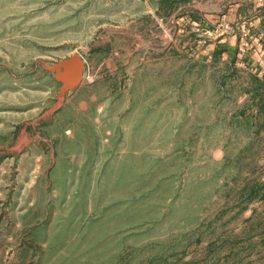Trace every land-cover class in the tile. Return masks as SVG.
<instances>
[{"label": "rangeland", "instance_id": "obj_1", "mask_svg": "<svg viewBox=\"0 0 264 264\" xmlns=\"http://www.w3.org/2000/svg\"><path fill=\"white\" fill-rule=\"evenodd\" d=\"M154 6L0 0V264H264V80Z\"/></svg>", "mask_w": 264, "mask_h": 264}, {"label": "crops", "instance_id": "obj_2", "mask_svg": "<svg viewBox=\"0 0 264 264\" xmlns=\"http://www.w3.org/2000/svg\"><path fill=\"white\" fill-rule=\"evenodd\" d=\"M167 32L171 21L210 34L211 60L222 57L227 70L255 67L264 80V0H145ZM172 27V26H171ZM212 37V38H211Z\"/></svg>", "mask_w": 264, "mask_h": 264}, {"label": "water", "instance_id": "obj_3", "mask_svg": "<svg viewBox=\"0 0 264 264\" xmlns=\"http://www.w3.org/2000/svg\"><path fill=\"white\" fill-rule=\"evenodd\" d=\"M51 69L58 72V78L62 80L66 86L74 87L79 85L85 75L86 60L79 53L61 59L55 62Z\"/></svg>", "mask_w": 264, "mask_h": 264}]
</instances>
